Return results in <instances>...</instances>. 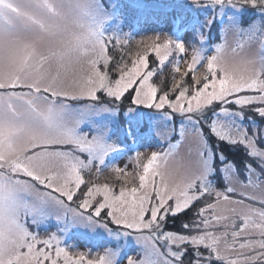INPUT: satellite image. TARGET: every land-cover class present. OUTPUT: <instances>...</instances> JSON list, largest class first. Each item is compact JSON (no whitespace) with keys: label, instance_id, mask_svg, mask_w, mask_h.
<instances>
[{"label":"snow or ice","instance_id":"snow-or-ice-1","mask_svg":"<svg viewBox=\"0 0 264 264\" xmlns=\"http://www.w3.org/2000/svg\"><path fill=\"white\" fill-rule=\"evenodd\" d=\"M191 5L211 9L196 43L138 41L112 78L107 42L130 40L103 34V0H0V264H264V0ZM140 134L157 149L135 152L141 171L110 164ZM105 170L118 192L85 179ZM76 229L116 246L73 255L60 237Z\"/></svg>","mask_w":264,"mask_h":264},{"label":"rangeland","instance_id":"rangeland-1","mask_svg":"<svg viewBox=\"0 0 264 264\" xmlns=\"http://www.w3.org/2000/svg\"><path fill=\"white\" fill-rule=\"evenodd\" d=\"M104 7L107 10L108 20L105 21L102 31L106 37L113 38H122L127 37L130 42L128 44L117 45L115 39H110L107 42L108 46V55L111 57L109 64V72L112 78H115L117 73L114 71L116 64L118 62H125L129 66L131 65V60L134 58V54L137 50V42L148 37H153L155 35H167L168 37L183 41L186 44L196 43L197 37L193 29L201 24L210 14L211 9H197L191 5V0H103ZM167 11L168 13H184L186 20L180 19V21L171 20L167 26L159 24L156 19L153 18L154 12ZM231 13V9H228ZM252 12H244L242 14V20H247L249 16H252ZM204 16V17H203ZM202 17V18H201ZM204 18V19H203ZM217 25L219 21L216 22ZM206 35L208 36V48L212 49L213 46L217 43H220L218 39L219 36V27H216L209 32L206 30ZM231 42V37L229 38ZM186 58V57H185ZM149 66L154 68L156 66V58L154 54L149 55ZM174 62V61H173ZM181 70L183 71L186 65L182 62L180 64ZM101 70L103 71V64L100 65ZM201 71L206 70L205 67L200 68ZM158 71V77L154 79L159 80L164 78V73L162 76L159 75L160 70ZM164 72L171 71V64L166 62ZM191 74L189 76L190 80ZM170 80V79H169ZM102 95V94H101ZM70 103H89V101H79V102H70ZM146 119L149 114V110H141ZM82 130H87L85 126ZM120 148L122 151L113 153L110 158V164H115L117 166H127L128 170L135 173L141 171L135 166L134 155L136 151L149 152L152 150H157L154 148L155 141L149 139L146 134H140L136 144H132L131 140H125L121 136ZM230 152H235V149H229ZM146 162V161H145ZM85 179L91 180L94 183H109L114 189L118 192L120 183L116 181L110 171H103L99 176H96L94 173L89 175L85 173ZM138 186V178L133 181ZM239 190V186L237 185ZM75 205H73L74 207ZM191 215V213H189ZM186 219V218H185ZM181 220H177L176 224H168L169 230H175L179 228ZM59 225L55 220H51L45 224L37 226H31L34 233H38L39 237L47 239L50 233L57 231ZM110 227L116 228L115 225H110ZM62 240V247H69L71 254L75 255L78 252H84L85 254L91 253V256L95 258L96 254L99 252L102 254L103 248L101 247H115L117 241L109 239L101 230H97L95 233L88 232L86 230H72L68 234L60 237ZM123 244V241H120ZM43 245H38L42 247ZM136 245L129 238L128 244L125 246L126 255H135ZM53 256H55L53 250ZM58 264H63V258L61 257ZM126 264V262H125Z\"/></svg>","mask_w":264,"mask_h":264},{"label":"trees","instance_id":"trees-1","mask_svg":"<svg viewBox=\"0 0 264 264\" xmlns=\"http://www.w3.org/2000/svg\"><path fill=\"white\" fill-rule=\"evenodd\" d=\"M153 18L156 19V21L159 23V24H163V25H168L169 23H171L170 21L173 20V21H180V19L182 20H186V17L184 18H180V16H184V13H168L167 11H162V12H154L153 13ZM204 17V16H203ZM202 18V17H201ZM204 19V18H203ZM164 78H167V79H170L171 78V75L169 72H164ZM177 223V220H173V219H169L168 221V224H176Z\"/></svg>","mask_w":264,"mask_h":264}]
</instances>
